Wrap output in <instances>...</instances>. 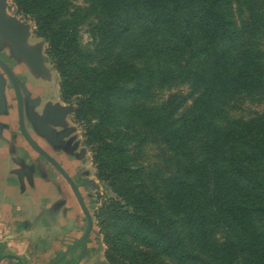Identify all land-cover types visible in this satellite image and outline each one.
Here are the masks:
<instances>
[{"label": "trees", "instance_id": "16d2710c", "mask_svg": "<svg viewBox=\"0 0 264 264\" xmlns=\"http://www.w3.org/2000/svg\"><path fill=\"white\" fill-rule=\"evenodd\" d=\"M88 1V13L98 19L99 53L112 56L123 37L139 26L145 36L168 37L180 53L189 50L195 59L207 58L200 67L191 61L187 65L186 74L202 90L180 118L177 112L186 101L176 109L172 100L138 105L145 75L137 73L136 84L126 69L91 67L92 82L99 86L90 92L67 65L76 34L56 25L67 0H15L18 13L38 21L35 35L48 44L46 54L60 75L63 100L78 96L79 121H100L88 141L95 160L103 153L109 157L99 164V175L125 203L103 209L116 229L106 238L111 264H166L162 257L186 264L197 262L200 252L215 264H264V227L258 228L253 217L259 215L264 223V114L230 120L225 112L233 96L264 94V0ZM238 10L248 14L240 23ZM133 123L151 129L186 162L191 180L169 181L164 200L145 184L142 169L133 167L125 144L110 137V129ZM182 216L192 232L189 239L179 226ZM216 228L229 234L223 242L214 241Z\"/></svg>", "mask_w": 264, "mask_h": 264}, {"label": "rangeland", "instance_id": "374dc122", "mask_svg": "<svg viewBox=\"0 0 264 264\" xmlns=\"http://www.w3.org/2000/svg\"><path fill=\"white\" fill-rule=\"evenodd\" d=\"M67 3V10L61 14L56 25H64L71 33L76 34L75 43H71L68 50L67 65L72 76L82 87L92 92L95 90V86H99L92 82L91 67H97L101 70L121 68L132 72L135 83L138 74L145 75V92L140 94L137 100L138 105L162 106L172 100V107L176 109L178 105L181 106L180 104L186 101L185 105L181 106L177 112L176 117L180 118L184 111L193 104L202 87L195 83L192 75L186 74L187 65L191 61L195 68L200 67L207 61V58L196 56L195 59L189 54V50L180 53L179 49L170 45L171 41L168 37L145 36L139 26H135L123 37L112 56L106 52L99 53L97 49L99 38L94 30L98 19L88 13L89 1L67 0ZM17 10L18 5L15 0H8V13L17 16L21 22L28 24L31 28L32 41L28 42L29 46L34 47L35 44L44 42L46 52L47 42L35 35L38 27L37 19L32 14L18 13ZM247 16V13L237 11L239 23L243 22ZM47 66L51 70V77L47 78L33 74L24 62L18 63V69H15L13 65L11 69L17 77L18 75H27L32 81L37 80L38 77L46 78L48 82L46 81L44 89L47 90L49 86L54 99L65 104L66 108L73 107L72 110H69L70 119L77 128V135L87 151L86 166L89 170V177L95 184L92 198L89 201L94 213L95 234H93L90 245L88 264H111L108 259L109 245L106 238L107 234H116V229L110 224L109 218H105L103 209L113 202H120L123 205L125 203L109 183L102 180L99 175V164L103 161L105 163L109 157L103 153L101 160H95L94 149L88 141L89 131L97 126L100 121L91 116L90 118L94 120L90 124L87 120L79 121L77 117L79 101L76 99L78 96L70 102H65L60 93V75L49 61L48 56ZM91 94L89 93L88 96ZM225 112L227 119L230 120H250L257 115L264 114V94L233 96L226 101ZM220 125H224V123H220ZM109 133L111 138V133L117 138L119 144H125V149L129 150V155L133 159V167L142 169V178L145 184L158 198L164 200L167 197L169 181L172 179L191 180L186 173V162L182 156L171 150L165 141L151 129L133 123L121 128H112ZM25 207H27L29 214L27 219L32 224L39 225L40 230L48 232L49 228L43 225L42 220L48 219V215L39 217L35 213L34 203H26ZM107 214L109 213L107 212ZM253 217L258 228L262 229L264 223L259 215L254 214ZM178 222L182 235L189 239L192 232L185 224V216L180 217ZM210 224L213 226L212 222ZM50 234H39V238L36 239L38 240L37 247H35V243H31L32 252L29 253L27 261H22L28 264H49L58 254L52 239L54 236L52 237ZM228 235L223 230H217V228L212 231V237L216 242H223ZM162 260L166 264H184L168 257H162ZM186 264L215 263L208 255L200 252L197 262Z\"/></svg>", "mask_w": 264, "mask_h": 264}, {"label": "flooded vegetation", "instance_id": "af4514ba", "mask_svg": "<svg viewBox=\"0 0 264 264\" xmlns=\"http://www.w3.org/2000/svg\"><path fill=\"white\" fill-rule=\"evenodd\" d=\"M11 52L8 45H3L0 59L10 69L12 65L18 69L21 62H17ZM0 75L7 82V107L4 111L0 109V155L8 156L6 172L14 180V183H6L5 188L0 185V200L10 196L16 203L21 200L24 204L34 203L39 217L48 215V219L42 220L51 234L44 230H39L38 234L54 236L58 254L49 264L63 255L65 257L57 264H88L95 234L94 213L89 201L95 184L86 166L87 151L72 124L69 110L52 97L49 86L44 89L46 78L32 81L27 75H15L27 90L21 89L20 104L18 94L1 67ZM15 225L14 234L32 228L30 222ZM3 251L0 244V258L11 255Z\"/></svg>", "mask_w": 264, "mask_h": 264}, {"label": "water", "instance_id": "95a60500", "mask_svg": "<svg viewBox=\"0 0 264 264\" xmlns=\"http://www.w3.org/2000/svg\"><path fill=\"white\" fill-rule=\"evenodd\" d=\"M20 34V35H19ZM32 38L31 28L28 24L21 22L17 16H12L8 13V0H0V48L3 45H8L11 48L12 57L19 62H24L29 70L35 75H42L44 77H51V70L47 66V55L45 52V43L40 42L34 47L29 46L28 42ZM32 41V40H31ZM0 67L6 72L7 77L13 85L16 93L19 96L20 104L22 100L20 97L21 89L27 92L26 88L19 82L13 71L0 59ZM5 77L0 75V109L6 110L7 99ZM66 110H72L73 107H67ZM92 221H90V228ZM88 234L85 235L87 237ZM65 255L51 264H57ZM6 258L15 259L23 264L21 259L15 255H9L0 258V262Z\"/></svg>", "mask_w": 264, "mask_h": 264}, {"label": "crops", "instance_id": "0c3cea01", "mask_svg": "<svg viewBox=\"0 0 264 264\" xmlns=\"http://www.w3.org/2000/svg\"><path fill=\"white\" fill-rule=\"evenodd\" d=\"M7 164L8 156L0 155V185L2 188H5L6 183H14V180L9 178L6 172ZM24 203L22 200L16 203L10 196L0 200V244L4 247L3 252L18 256L21 261H27L29 253L32 252L31 243H35V247H37L38 240L36 239L39 238L38 232L40 230L38 225L32 224L27 219L29 214H27V207ZM37 212L35 211V213ZM17 222H30L32 228L20 234H14ZM0 264H20V262L15 259L13 261L4 259Z\"/></svg>", "mask_w": 264, "mask_h": 264}]
</instances>
